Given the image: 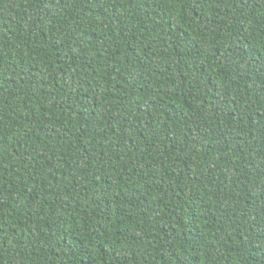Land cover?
<instances>
[{
  "label": "trees",
  "instance_id": "1",
  "mask_svg": "<svg viewBox=\"0 0 264 264\" xmlns=\"http://www.w3.org/2000/svg\"><path fill=\"white\" fill-rule=\"evenodd\" d=\"M0 264H264V0H0Z\"/></svg>",
  "mask_w": 264,
  "mask_h": 264
}]
</instances>
